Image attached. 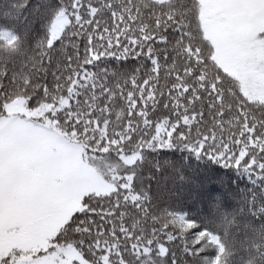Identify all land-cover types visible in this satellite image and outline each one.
<instances>
[{"label": "snow or ice", "instance_id": "snow-or-ice-1", "mask_svg": "<svg viewBox=\"0 0 264 264\" xmlns=\"http://www.w3.org/2000/svg\"><path fill=\"white\" fill-rule=\"evenodd\" d=\"M0 50V264H264V0H0Z\"/></svg>", "mask_w": 264, "mask_h": 264}, {"label": "trees", "instance_id": "trees-1", "mask_svg": "<svg viewBox=\"0 0 264 264\" xmlns=\"http://www.w3.org/2000/svg\"><path fill=\"white\" fill-rule=\"evenodd\" d=\"M17 57L18 53L0 50V64L11 62L17 59ZM131 65H134V62H130V66ZM121 67H123V65H121ZM198 180L202 183H210L208 191L212 194H220L228 208L242 204L253 188L248 177L240 175L233 170L221 169L215 165L203 166ZM217 180H222L223 183H217ZM174 191L182 193L183 200L185 201L188 200L189 197L195 201L199 189L193 187L192 184H186L183 186L178 185ZM174 202L176 201L174 200ZM191 206L194 207L195 204L193 203Z\"/></svg>", "mask_w": 264, "mask_h": 264}, {"label": "rangeland", "instance_id": "rangeland-1", "mask_svg": "<svg viewBox=\"0 0 264 264\" xmlns=\"http://www.w3.org/2000/svg\"><path fill=\"white\" fill-rule=\"evenodd\" d=\"M222 44H223V42H222V40H221V46H222Z\"/></svg>", "mask_w": 264, "mask_h": 264}]
</instances>
